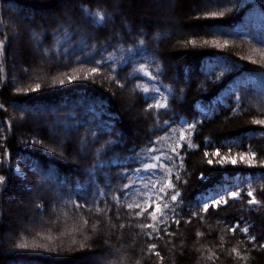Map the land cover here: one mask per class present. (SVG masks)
<instances>
[{
    "label": "trees",
    "instance_id": "1",
    "mask_svg": "<svg viewBox=\"0 0 264 264\" xmlns=\"http://www.w3.org/2000/svg\"><path fill=\"white\" fill-rule=\"evenodd\" d=\"M154 1L0 0V264H264V0Z\"/></svg>",
    "mask_w": 264,
    "mask_h": 264
},
{
    "label": "snow or ice",
    "instance_id": "2",
    "mask_svg": "<svg viewBox=\"0 0 264 264\" xmlns=\"http://www.w3.org/2000/svg\"><path fill=\"white\" fill-rule=\"evenodd\" d=\"M84 11H85L89 16H94V17H96V23H97V24H101V23L104 22V19H103V17L101 16L100 13H92V12H89L87 9H84ZM5 42H6V41H0V45H3ZM140 43H143V41H140ZM193 43H194V42H193ZM109 67H111V65H109ZM97 71H98V70H97L96 68H93V69H92L93 74H96ZM70 79H75V78L73 77V78H70ZM145 91H147V90H145ZM156 91L158 92L159 90L157 89ZM148 98L155 99V97H147L146 99H148ZM165 99H166V98H165ZM149 107L152 108V109H156V108H165V109H166V108H167V105H166V104L157 103L156 105H154V106H153V105H150ZM165 123H167L168 126L171 127V122H165ZM255 123H257V124H261V125H264V120H257V121H255ZM188 127H189V128H192V127H194V125H193V124H188ZM152 143H156V141H153ZM172 151H173V153H176V159H180V157H179V153L177 152V150H176L175 148H173ZM215 154H216V155H219V149L216 150V153H215ZM253 155H255V154H253ZM152 159H153L154 161H156V162H162L163 157H162V155H159V154H158V155H155L154 157H152ZM219 163H220L221 165H224L225 163H231V164L235 165V164L237 163V161H236L235 159H231V160H229L228 158H225V159H223V160H220ZM248 163H251V161H248ZM208 164H212V160H208ZM160 166H161L160 164L154 162V163L145 164V165H144V168H145V169L155 170V169H157V168L160 167ZM141 171H142V169H134V170H133V172H134L135 174H137V175H139ZM122 175H123V178L128 179V178L132 175V172L125 171ZM3 179H4L3 177H0V180H3ZM179 179H180V177L177 176V180H179ZM201 179L204 180V179H206V178L203 177V176H201ZM122 188H123V190H124L125 192L131 193V194H134V192H133V190H132V188H131L130 185L125 184V185L122 186ZM167 188H168V189H175V185H174L173 183L169 182L168 185H167ZM159 191H160V193H162V194L165 193V189H164V188H160ZM98 195H102V193H98ZM179 195H180L179 192H173L172 194H170V195L168 196V198H169L171 201H174V202H175V201H177V197H178ZM239 195H240L239 192H236V191H230V190H229V191H226V192H223V193L218 192V191H217V192L209 191V192H207V193H205V194L202 195L201 200H200L198 203H199L200 207L202 208V211H203V212H207L208 209H209V207H218V206L221 205V203L227 204L228 201H227V199L224 198V197H229V198H233V199H235V198H238ZM247 195H248L249 197H252V199H250V200L248 201L249 204H256V203H258V201H256L255 197L253 196V193H252V192L249 191V192L247 193ZM217 196H220L221 199H217ZM129 198H130V196H129ZM163 198H164V197H163V195H162V196H161V199H163ZM209 202H210V203H209ZM77 207H81V205H77ZM127 207H128L129 209H131V208L133 207V205L129 204ZM135 207H136V208H139L140 205L137 204V205H135ZM164 207H165V208H169L168 205H164ZM149 208H152L153 210H152L151 212H148V209H144L142 212L137 213V215H143V214L147 213V215H148L151 219H156V213L161 211V205H160V203H156V202H155V198H154V199H153V203L149 205ZM169 210L171 211L170 208H169ZM98 211H99V209H98ZM176 223L179 224V221L177 220ZM121 227H123V225H121ZM142 227H148V228H151V227H153V225H143ZM239 227H240V225H239V223H237V224L233 225V227H232L230 230H231L232 232H235ZM242 231H243L244 233H247V232H248V229H247V228H244ZM146 235L151 236V233H146ZM249 239H251V240H255V237H249ZM155 248H156V245H155V244H152V245H150L149 251L151 252V251H153ZM154 254L157 255V256H159V253H158V252H156V253H154Z\"/></svg>",
    "mask_w": 264,
    "mask_h": 264
},
{
    "label": "rangeland",
    "instance_id": "3",
    "mask_svg": "<svg viewBox=\"0 0 264 264\" xmlns=\"http://www.w3.org/2000/svg\"><path fill=\"white\" fill-rule=\"evenodd\" d=\"M115 2V1H114ZM155 3H156V6L157 7H159V2H161L160 0H155L154 1ZM172 3H175V1L174 0H169V4H172ZM63 9V11H70L71 9H72V5L70 4L69 6H67V8H62ZM169 9V8H168ZM170 10V9H169ZM68 15L70 16V14L68 13ZM170 15V14H169ZM34 16V19L35 20H38L39 19V17H43V15H41V14H34L33 15ZM33 16H32V14L30 15V21H31V19L33 18ZM169 17H171V16H168V18ZM173 20L175 21V23L178 25L177 26V28H176V32H180V31H182V28H181V25H180V23L178 22V20L175 18H173ZM29 40H30V42H31V44H32V49H33V52L34 53H36V51H35V49H34V46L37 44V41L35 40V39H30L29 38ZM19 47H15V49H16V53L17 54H15V56L17 57V59L20 61V57H19V49H18ZM19 63V62H18ZM129 107H131V104L129 103V105H128ZM39 111H38V110ZM37 109H35V110H33V112L34 113H37V114H35L36 115V117L37 118H44V108L43 107H38ZM130 110H132L131 108H130ZM63 137H61L60 139H62L63 140V138H64V135H62ZM251 186V183L250 182H247V181H245V180H243V179H241V177L240 176H235L234 178H233V181L232 182H225V183H223V184H220V185H217L215 188H211L209 191H212V192H221V193H223V192H226V191H236V192H239L240 193V191L241 190H243L245 187H250ZM34 192V191H33ZM36 192L37 193H40V191L39 190H36ZM35 192V193H36ZM35 193H32V192H27V194H32V195H34ZM224 198H229V197H224ZM217 199H221V197L220 196H217ZM15 204L16 205H20L21 207L19 208V209H22V208H25L26 207V204L25 203H22L20 200H18V199H16L15 201ZM210 203V202H209ZM31 214V213H30ZM31 218V217H30ZM101 261V260H100Z\"/></svg>",
    "mask_w": 264,
    "mask_h": 264
}]
</instances>
